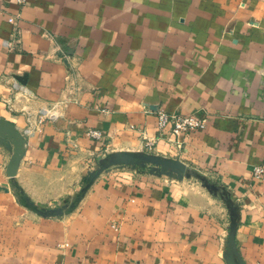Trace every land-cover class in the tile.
<instances>
[{
	"label": "crops",
	"instance_id": "crops-1",
	"mask_svg": "<svg viewBox=\"0 0 264 264\" xmlns=\"http://www.w3.org/2000/svg\"><path fill=\"white\" fill-rule=\"evenodd\" d=\"M43 108L54 118L10 180L14 144L0 143V264H264V183L252 177L264 167V0H0L10 141ZM158 110L205 128L178 148L159 137ZM170 158L242 206L225 210L179 171L154 175ZM50 177L60 189L46 194Z\"/></svg>",
	"mask_w": 264,
	"mask_h": 264
},
{
	"label": "built area",
	"instance_id": "built-area-1",
	"mask_svg": "<svg viewBox=\"0 0 264 264\" xmlns=\"http://www.w3.org/2000/svg\"><path fill=\"white\" fill-rule=\"evenodd\" d=\"M13 1L14 4L20 8L26 3V0ZM17 20L18 16H13L8 19V22L12 25H16L18 22ZM13 88L16 91L26 92V90L18 84H15ZM53 118L54 117L50 116L49 111L46 108L41 109L32 117L26 116L25 126L19 132L21 137L25 140V147L28 140L37 132H39L44 121L53 120ZM156 118V129L159 137L169 143H174L178 148L180 147V143L178 142L180 137L183 135H189L195 132L203 131L205 128V120L194 114H170L163 110H158L156 113ZM86 136L91 139L100 140L102 134L96 130H89L86 132ZM147 146L151 147V143L149 141ZM252 177L259 182L264 183V167L262 165L254 166L252 169Z\"/></svg>",
	"mask_w": 264,
	"mask_h": 264
},
{
	"label": "rangeland",
	"instance_id": "rangeland-1",
	"mask_svg": "<svg viewBox=\"0 0 264 264\" xmlns=\"http://www.w3.org/2000/svg\"><path fill=\"white\" fill-rule=\"evenodd\" d=\"M31 115H35V114H31ZM18 132V131H17ZM19 133V132H18ZM2 141H7L8 143H11L12 141H14V138L12 137L11 138V141H10V139L6 136V134L5 133H0V143H4V142H2ZM148 143V142H147ZM4 145V144H3ZM3 149L4 150H6V152H7V154H8V160H9V163H8V165H7V172L5 173V176L10 180V178H11V173L13 174V176L15 177L16 176V174H17V170L18 169H14V171L12 170V169H10V162H11V160H12V156H13V153H14V146L12 145V143H11V145L10 146H3ZM172 160H175V159H171L170 158V160H168V163H170V164H175V163H173V161ZM18 164H20V162L18 163ZM152 165V164H151ZM150 165V162L149 161H145V162H143V164H141V171L143 172V173H141V174H146V173H144L145 171H147L149 168L147 167V166H151ZM179 164H175V166H173V165H169V167L168 168H164V169H160L157 173H154V175H156V174H158V175H162V178L164 179V181H168L167 180V177L168 176H171V175H174V173H173V171H179L180 173H179V175H181L180 177L183 179V180H185L187 183H189V184H191V186H192V190H201L202 192H204V193H206V194H208L210 197H212V198H215V199H218V201L220 202V204L222 205V208H224L225 210H229L230 209V207H241L242 206V203H239V204H236V203H233L232 201H231V199H230V197L229 196H227L226 198H224L223 196H222V198H218L217 196H215L216 195V193H215V187H213V186H215V185H212V183H209L208 181L209 180H207V184H204L203 182H201V180L200 179H198L199 178V175L198 176H193L192 174H190V173H184L183 171H181V169H179V166H178ZM101 166V168L102 167H104V165H100ZM12 176V177H13ZM154 177H156V176H154ZM161 178V177H160ZM53 181H54V177H50L49 179H48V181H47V189H46V194H49V192L51 191V190H56V188L57 189H60L59 188V186L58 185H54V183H53ZM53 183V184H52ZM211 185V186H210ZM12 186H14V191H16V192H18V191H22V189H20L17 185H12ZM63 188L65 189V188H69V186H65V185H63ZM33 189H35L34 191H37L38 190V187L34 184L33 186H32V191H33ZM0 190H2V191H7V186H5V185H3V186H1L0 187ZM74 197V196H73ZM73 197H71V196H69V197H67V198H63V199H46V201H44L43 203L44 204H46V205H44V206H46V207H44L43 209H46L47 211H48V213L50 212L51 213V211L52 210H55V209H53V208H55V207H53L55 204L60 208V207H62V208H68V207H70V206H72V205H74V203H76L77 201L75 200V198H73ZM21 199V198H20ZM23 202L26 204V205H28V203H27V200H24V199H21L20 201L19 200H16V203L19 205V206H22L23 207ZM30 205H33V202L32 201H30ZM32 208H34L33 206H32ZM33 211V210H32ZM236 222V217H234V216H232V215H228V222ZM228 232L226 233V236H225V240H228V238L230 237V234L232 233L231 231H230V228H228V230H227ZM231 233H230V232ZM231 237H232V239H234V236L231 234ZM236 251H237V249H235V247L233 246V248H227V247H225L224 248V255L225 256H231V255H233L234 253H236Z\"/></svg>",
	"mask_w": 264,
	"mask_h": 264
},
{
	"label": "water",
	"instance_id": "water-1",
	"mask_svg": "<svg viewBox=\"0 0 264 264\" xmlns=\"http://www.w3.org/2000/svg\"><path fill=\"white\" fill-rule=\"evenodd\" d=\"M7 127V128H6ZM8 125H6L5 122L0 120V133H5L7 132ZM11 132V137L14 138L13 144H14V153L12 156V160L10 162V169L14 171V169L17 168L18 163L22 160L23 158V153L25 151V140L21 137V135L14 129L10 128ZM7 136V134H6ZM158 163L163 165L164 168L169 167V165L175 166V164H168V162H162L161 160H158ZM11 177L13 174L11 173ZM233 242L229 244V248H233ZM228 248V247H227Z\"/></svg>",
	"mask_w": 264,
	"mask_h": 264
}]
</instances>
